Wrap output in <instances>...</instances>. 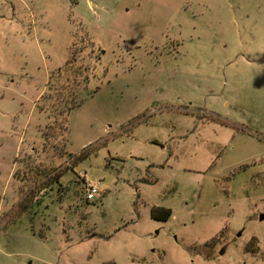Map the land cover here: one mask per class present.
I'll return each instance as SVG.
<instances>
[{"label":"rangeland","instance_id":"1","mask_svg":"<svg viewBox=\"0 0 264 264\" xmlns=\"http://www.w3.org/2000/svg\"><path fill=\"white\" fill-rule=\"evenodd\" d=\"M0 264H264V0H0Z\"/></svg>","mask_w":264,"mask_h":264},{"label":"trees","instance_id":"2","mask_svg":"<svg viewBox=\"0 0 264 264\" xmlns=\"http://www.w3.org/2000/svg\"><path fill=\"white\" fill-rule=\"evenodd\" d=\"M82 100H71L70 102H68V107H66V112H70L71 110H73L74 108H76L77 106H79L81 104ZM85 152V150H84ZM92 153L89 154H85L83 157H81L79 159V162L83 161L84 159L88 158ZM59 179L56 178V180L54 181V183H58ZM173 215V212L171 209L168 208H164V207H155L152 209L151 212V217L154 220L157 221H161V222H166L168 221Z\"/></svg>","mask_w":264,"mask_h":264},{"label":"built area","instance_id":"3","mask_svg":"<svg viewBox=\"0 0 264 264\" xmlns=\"http://www.w3.org/2000/svg\"><path fill=\"white\" fill-rule=\"evenodd\" d=\"M100 193V184L90 183L87 185V200L92 201Z\"/></svg>","mask_w":264,"mask_h":264}]
</instances>
